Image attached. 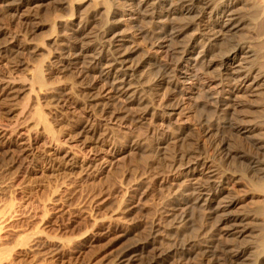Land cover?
Segmentation results:
<instances>
[{"label": "rangeland", "instance_id": "374dc122", "mask_svg": "<svg viewBox=\"0 0 264 264\" xmlns=\"http://www.w3.org/2000/svg\"><path fill=\"white\" fill-rule=\"evenodd\" d=\"M247 1L218 33L177 0H0L1 264H256L264 87L225 62L264 61Z\"/></svg>", "mask_w": 264, "mask_h": 264}, {"label": "bare ground", "instance_id": "6f19581e", "mask_svg": "<svg viewBox=\"0 0 264 264\" xmlns=\"http://www.w3.org/2000/svg\"><path fill=\"white\" fill-rule=\"evenodd\" d=\"M154 1L159 2V4H163V6H169L168 5L169 0H154ZM177 2H178V4H177L176 9H174L175 7L174 8L172 7V9L170 7H168L167 8V11H172L173 10V11H175V14H178V15H181V16H184V17L197 16L199 20L203 19L204 15H205V12L204 11H208V14L211 16L210 18L214 19L213 25H214V28H218V33L229 32L234 27H237L238 24L240 23V20L238 21V20H235V18H234L235 17L234 16L235 15L234 12L236 11L234 8H236V5L238 3V2H236V0H220L216 4L214 3V1H211V0H207V1H205V0H177ZM247 4L249 6H251V7H257V9H258V16L260 18V22L264 23V0H248L247 3H245L244 5H247ZM163 9L164 8H162L161 11H163ZM153 13L154 12H152V14ZM170 14H169V16H170ZM193 18H195V17H193ZM106 43H104V44H106ZM110 45L111 44L109 43L108 44V48L111 49V46ZM233 46L234 47H232V49H230V51L228 52V56L225 59V62L227 64V68H228V71H229V76L231 78H237L238 79V82H239V86L242 87V86L246 85V83L248 82V79H249L250 75L251 74H254L253 76H255L256 78H258L260 80V83H262V86L264 87V61H263V63L261 65L259 64V67L258 68L257 67H256V69L249 68L248 70H246L245 74L244 73L242 74L241 70L239 69L240 67L237 66V64L239 63L238 61H241L240 58L243 56V58L244 57H249V58L253 59V58H256V53H255V51L253 49L243 47L242 45L240 46V45H237L236 44V45H233ZM111 50H113L112 52L115 53L118 49L115 48V50H114L112 48ZM102 51H103V49H102ZM108 52H109V50H108ZM112 55H114V54H112ZM240 64H239V66H240ZM241 68H243V67L241 66ZM255 77H253V78H255ZM113 82L115 83V81H113ZM123 82H124V80H123ZM251 144H252L251 146L254 147L256 149V151L258 150L260 152L261 151L264 152V142H262V141H254ZM252 147H251V149L253 150ZM248 159H249V157H248ZM254 160H257V159H252L251 160L252 162L251 163L249 162V163L250 164H253L254 163V165H255V162L256 161H254ZM258 163H259V161H258ZM219 182H224V181L222 179V181L219 180ZM214 186L216 187V185H214ZM214 186H212V187H214ZM212 187H211V189H212ZM202 192H201V194H202ZM220 192H221L220 188L217 189V187H216V189H212L211 192L209 194H207V196L209 197V199H206L204 201L207 202V201L210 200V198L211 199L212 198H216L217 196L220 195ZM202 197H204V196H202ZM262 212L264 213V208H263ZM261 216H263V215H261ZM254 220L256 222H259L260 221V219L258 217H256V216H255ZM241 222H242V220H241V218H240L239 215H228L225 218V220H223L222 223L229 224L230 227H237V226H240ZM244 253H241V252L235 253L234 255H232L231 261L232 260L233 261H239V260H241L242 257L244 256ZM253 262L256 263V264L264 263V252H261L260 254L254 256Z\"/></svg>", "mask_w": 264, "mask_h": 264}]
</instances>
